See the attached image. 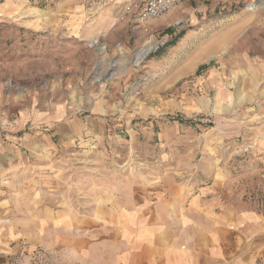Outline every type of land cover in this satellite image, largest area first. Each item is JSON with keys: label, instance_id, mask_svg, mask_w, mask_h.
Listing matches in <instances>:
<instances>
[{"label": "rangeland", "instance_id": "374dc122", "mask_svg": "<svg viewBox=\"0 0 264 264\" xmlns=\"http://www.w3.org/2000/svg\"><path fill=\"white\" fill-rule=\"evenodd\" d=\"M74 1L0 0V58L60 38L54 13ZM106 1L89 6H102L100 12L116 0ZM119 1L124 8L137 0ZM115 28L107 39L119 38L114 32L122 30ZM178 35H157L142 48L123 37V46L114 41L109 48L101 37L91 39L88 54L95 61L88 65L94 70L81 83L88 107L81 111L101 115L104 130L97 129L93 140L46 147L34 157L24 153L16 166L0 171V264H79L82 237L98 225L91 215L106 208L102 199L114 188L123 192L130 183L196 178L264 220L263 66L253 56L248 67L234 55L244 69L232 76L231 90L225 79L227 92L219 96L205 75L223 66L229 48L200 63L196 74L191 49L173 47ZM151 44L156 47L139 61ZM52 80L40 77L39 88L51 92ZM9 84V94L26 89L19 81ZM261 250L254 264H264V241Z\"/></svg>", "mask_w": 264, "mask_h": 264}, {"label": "crops", "instance_id": "0c3cea01", "mask_svg": "<svg viewBox=\"0 0 264 264\" xmlns=\"http://www.w3.org/2000/svg\"><path fill=\"white\" fill-rule=\"evenodd\" d=\"M90 2L74 1L55 11L53 24L61 37L49 40L46 48L40 44L29 51L23 45L16 56L0 58V171L16 166L24 153L34 157L46 147L93 140L97 129L104 130L101 115L81 111L88 108L81 83L94 70L88 65L94 56L89 58L88 53L95 36L107 48L120 37L142 48L157 35L163 40V33L166 37L179 33L173 47L191 49L194 68L228 47L223 66L205 75L219 88V96L227 92L222 87L225 79L231 90L232 76L244 65L249 67L253 56L264 69V54L251 49L253 45L264 49V0H190L146 22L138 20V10L125 14L119 0L105 10L101 6L100 12L101 8L93 11ZM252 2L259 4L250 7ZM114 28L122 30L114 32L119 38L107 39ZM49 76L53 80L47 86L52 91L47 93L38 80ZM11 80L26 85L24 92H5L4 84ZM195 179L130 183L123 192L114 188L111 198L102 199L106 208L91 215L98 225L82 237L75 260L79 264H254L263 249V218L217 197L213 185Z\"/></svg>", "mask_w": 264, "mask_h": 264}, {"label": "built area", "instance_id": "2783aa9c", "mask_svg": "<svg viewBox=\"0 0 264 264\" xmlns=\"http://www.w3.org/2000/svg\"><path fill=\"white\" fill-rule=\"evenodd\" d=\"M187 1L190 0H137L135 3L125 6L124 11L127 14L133 10H138V20L140 22H146L149 19L162 16L177 5ZM121 19H124V15L121 16ZM98 42L99 39L94 40V44H98ZM9 83L11 84V81L7 82V84Z\"/></svg>", "mask_w": 264, "mask_h": 264}, {"label": "bare ground", "instance_id": "6f19581e", "mask_svg": "<svg viewBox=\"0 0 264 264\" xmlns=\"http://www.w3.org/2000/svg\"><path fill=\"white\" fill-rule=\"evenodd\" d=\"M155 47H156L155 44H154V45L151 44V45L147 46V47L145 48V52L140 54L138 60L140 61V59L144 56V54L148 53L151 49H153V48H155Z\"/></svg>", "mask_w": 264, "mask_h": 264}, {"label": "trees", "instance_id": "16d2710c", "mask_svg": "<svg viewBox=\"0 0 264 264\" xmlns=\"http://www.w3.org/2000/svg\"><path fill=\"white\" fill-rule=\"evenodd\" d=\"M172 43H174V42H172Z\"/></svg>", "mask_w": 264, "mask_h": 264}]
</instances>
